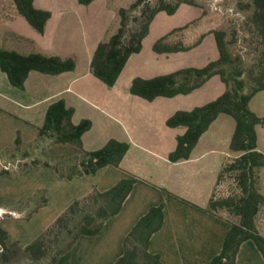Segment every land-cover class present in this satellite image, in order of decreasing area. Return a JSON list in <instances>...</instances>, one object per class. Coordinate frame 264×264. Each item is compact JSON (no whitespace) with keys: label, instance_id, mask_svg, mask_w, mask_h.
Returning a JSON list of instances; mask_svg holds the SVG:
<instances>
[{"label":"crops","instance_id":"1","mask_svg":"<svg viewBox=\"0 0 264 264\" xmlns=\"http://www.w3.org/2000/svg\"><path fill=\"white\" fill-rule=\"evenodd\" d=\"M71 2L33 0L35 7L49 10L51 16L43 34H18L25 39L20 42L29 45V48H24L27 49L25 52L14 50L72 57L76 63L73 70L58 74L31 70L22 89L11 85L6 74L0 70V163L9 167L23 166L9 173L1 172L0 169V210L4 211L0 226L7 231V241L16 243L22 249L40 235L72 201L87 195L93 188L104 191L121 178L129 177L134 179V183L120 210L104 221L97 234L79 236L54 264H113L122 254L123 240L135 222L150 206L160 203L163 204V222L151 235L148 250L158 254L162 264H209L210 259L220 252L232 221L225 215L209 211L207 206L222 166L238 155L229 149L234 129L233 118L219 113L200 135L189 158L169 161L167 155L176 145V135L183 133L185 127H169L165 121L175 111L183 109H176L167 103V99L156 97L152 100L109 99L108 92L116 90L121 75L113 86H107L109 89H106L90 73V58L100 38L94 39L88 50L89 55L84 57L82 64H79L77 56L71 54L72 27L82 22L75 11L83 5L77 0L78 5L73 6ZM94 2L82 10L85 16H88L89 10H93L91 7ZM68 5L73 6L74 10H67ZM15 15L18 14L5 18L15 24ZM1 21L3 3H0ZM187 51L154 53L168 57ZM189 66L195 64L183 67ZM126 83L124 88L129 91L131 82ZM205 83L193 91L202 88ZM96 90H99L96 95L98 99H82L85 93L93 96ZM60 98L67 107L74 109L71 116L74 124L81 119L91 121V127L81 136L82 149H98L109 139L128 143L118 167L108 164L94 173L74 175L68 179L43 163L48 157L71 158L81 155V149L74 144L38 139V128L44 122L48 106ZM249 108L264 117V89L251 97ZM101 116L113 123L110 128H96L93 131L94 121H99V124L104 122L100 121ZM3 121L10 125L8 131ZM255 130L257 150L264 154V124H257ZM17 138L18 147L15 144ZM35 138L38 140L37 148H32L36 143ZM30 154L39 160L38 164L28 165ZM261 171L264 172V168L256 174ZM38 190L43 191L47 202L29 218H23L27 211L25 202ZM259 192L264 195V191ZM256 226L264 235V221H260L258 215ZM235 264H264V258L251 239L239 245Z\"/></svg>","mask_w":264,"mask_h":264},{"label":"trees","instance_id":"2","mask_svg":"<svg viewBox=\"0 0 264 264\" xmlns=\"http://www.w3.org/2000/svg\"><path fill=\"white\" fill-rule=\"evenodd\" d=\"M11 1L15 14L22 16L35 32L43 34L51 12L35 7L33 0ZM92 1L77 0L83 5ZM181 3L195 5L193 0H157L153 5L149 0H135L129 8H119V25L108 39L96 44L89 62L90 73L106 86H113L129 56L140 51L142 40L148 34L155 15L159 11L173 14ZM138 6V15L132 18L135 27L127 29L128 12ZM240 7L250 10L247 24L253 27L257 35L255 60L250 65H246L240 53L232 52L229 46L232 39H226L224 29L202 32L191 43L186 42L182 34L176 35V31L188 27V22L157 38L152 44V51L157 54L187 51L200 44L211 33L217 48V58L200 67H182L149 78L136 76L129 86L131 94L147 100L157 96L187 94L214 75L225 86L224 91L213 100L190 110H177L165 121L169 127H185L183 133L176 135V145L167 155L169 161L176 162L189 158L198 138L219 113L228 114L234 120L229 149L238 155L224 163L218 173L217 182L224 174L234 175L238 191L220 198H215L213 193L207 209L218 213V209L223 208L235 216L236 220L231 221L220 252L210 259L209 264H235L239 245L246 239L255 243L264 258V235L256 226L257 215L264 206V195L255 185L257 171L264 168V154L257 150L255 127L257 124H264V117L258 116L249 108L251 97L264 89V0H246ZM75 66L72 57L62 58L37 51L21 53L0 47V70L6 74L11 85L20 89L24 87L25 78L31 70L58 74L71 71ZM73 111L72 107L65 105L62 98L53 101L46 110L43 124L38 128V139L74 144L81 149V155L71 158L48 157L43 163L68 179L74 175L94 173L108 164L118 167L128 149V143L109 139L98 149H82L81 136L91 127V121L81 119L74 124L71 121ZM37 143L38 140L32 148H37ZM15 144L18 147V138ZM32 154L29 158L33 157ZM29 158L28 165L39 163L35 157ZM22 167L10 166L1 169V172H14ZM133 183V178L126 177L107 190L93 188L87 195L72 201L40 235L22 249L16 243L7 241V231L0 226V264H7L17 253L30 259L29 264H35V261H40V264H54L79 236L95 235L100 231L104 221L120 210ZM46 202L43 191L38 190L25 202L27 211L23 218H29ZM162 222L163 204L150 206L125 236L123 252L113 264H162L159 255L148 250L150 237L161 227ZM44 259H48L47 263Z\"/></svg>","mask_w":264,"mask_h":264},{"label":"rangeland","instance_id":"3","mask_svg":"<svg viewBox=\"0 0 264 264\" xmlns=\"http://www.w3.org/2000/svg\"><path fill=\"white\" fill-rule=\"evenodd\" d=\"M53 2V0H46ZM70 2V0H66ZM71 5H78L76 0H71ZM93 10H89L88 16L82 10L86 9V5H81L77 14L82 22L76 24L71 33L72 50L71 54L77 56L78 62L82 64L84 57L89 55V48L92 46L95 38L106 40L115 32L119 25L118 9L129 8L130 4L135 0H95ZM153 5L157 0H149ZM175 2L176 0H168ZM246 0H193L195 5L181 3L173 14H167L164 11H159L150 24L149 32L142 40V47L139 52L129 56L125 66L120 73V79L116 85V90L108 92L109 99H144L129 93L127 88H124L127 81L136 77H152L160 74H165L182 68L184 65L195 64L200 67L208 63V61L217 58V48L211 33L207 34L200 45L190 52H179L165 55H157L152 51L153 42L175 27L185 25L190 22L187 28L182 31H176L175 34H182L186 42L194 41L202 32L211 29H224L226 31V39L230 43V49L234 53H240L246 61V65H250L255 60L257 35L251 25H248L249 9H241V5ZM3 3V21L0 22V47L7 49H17L26 51L29 45L20 41L24 38L17 36H29L30 33H36L34 29L20 16L17 17L15 24L10 19L14 15V8L11 0H0ZM80 5V4H79ZM73 6H69L67 10L73 11ZM140 6L128 12L127 29H132L135 24L132 21L134 16L138 15ZM19 21V22H18ZM22 38V39H21ZM18 39V40H17ZM92 50V49H91ZM102 87L105 86L99 81ZM118 90V91H117ZM224 91V84L217 75L212 76L202 88H199L189 94H178L172 97L158 96L156 99H167V103L176 109L186 110L197 104H201L208 100L216 98ZM99 90H96L93 96L84 94L82 99H98L96 98ZM261 93V92H260ZM262 94H259V96ZM258 96V97H259ZM155 99V98H154ZM104 110V109H103ZM108 110V109H105ZM100 121H94V129L110 128L112 120L101 116ZM230 117V116H229ZM105 119V120H104ZM232 119V118H230ZM3 126L7 131L10 125L3 121ZM106 130V129H105ZM36 140V138L34 139ZM35 143V141L33 142ZM25 147L24 149H26ZM12 160V159H10ZM234 175L224 174L214 189L215 198L224 197L237 192ZM255 185L259 191H264V172H259L255 175ZM218 213L225 215L235 221V216H232L225 209H218ZM4 211L0 210V219H3ZM260 221H264V206L260 208L258 214ZM48 259H44L47 263ZM28 259L24 254L17 253L7 264H29ZM40 261H35V264H40Z\"/></svg>","mask_w":264,"mask_h":264},{"label":"built area","instance_id":"4","mask_svg":"<svg viewBox=\"0 0 264 264\" xmlns=\"http://www.w3.org/2000/svg\"><path fill=\"white\" fill-rule=\"evenodd\" d=\"M9 166L8 165H4L3 163H0V169H7ZM1 250V248H0Z\"/></svg>","mask_w":264,"mask_h":264}]
</instances>
